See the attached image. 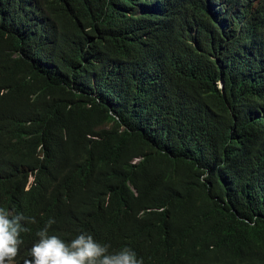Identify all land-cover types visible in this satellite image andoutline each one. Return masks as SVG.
<instances>
[{
	"label": "trees",
	"instance_id": "16d2710c",
	"mask_svg": "<svg viewBox=\"0 0 264 264\" xmlns=\"http://www.w3.org/2000/svg\"><path fill=\"white\" fill-rule=\"evenodd\" d=\"M0 208L142 264H264V0H0Z\"/></svg>",
	"mask_w": 264,
	"mask_h": 264
},
{
	"label": "clouds",
	"instance_id": "9594fccd",
	"mask_svg": "<svg viewBox=\"0 0 264 264\" xmlns=\"http://www.w3.org/2000/svg\"><path fill=\"white\" fill-rule=\"evenodd\" d=\"M32 222V217L0 208V264H13L21 243L20 234L27 231V225ZM54 223L55 220L49 218L35 233L37 239L29 248V258L24 264H142L132 249L123 247L109 252L108 245L84 232L68 241L49 234Z\"/></svg>",
	"mask_w": 264,
	"mask_h": 264
},
{
	"label": "rangeland",
	"instance_id": "374dc122",
	"mask_svg": "<svg viewBox=\"0 0 264 264\" xmlns=\"http://www.w3.org/2000/svg\"><path fill=\"white\" fill-rule=\"evenodd\" d=\"M13 264H16V263H13Z\"/></svg>",
	"mask_w": 264,
	"mask_h": 264
}]
</instances>
